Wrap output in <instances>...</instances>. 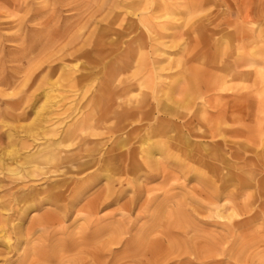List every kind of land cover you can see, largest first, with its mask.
<instances>
[{"label": "rangeland", "instance_id": "rangeland-1", "mask_svg": "<svg viewBox=\"0 0 264 264\" xmlns=\"http://www.w3.org/2000/svg\"><path fill=\"white\" fill-rule=\"evenodd\" d=\"M128 1L0 0V121L8 116L7 112L24 113L25 118L13 122L11 131L15 142L25 136L16 126L34 118V110L43 100V89L58 79L62 66L67 64L75 74L88 75L77 87L85 95L73 100L77 110L91 95L99 94L106 75L110 90L126 88L116 99L118 103L144 101V109L152 110L156 103L151 87L138 83L146 79L159 81L157 98L174 109L173 114H165L170 119L167 135L188 133L183 123L189 121L188 148L193 152L189 155L177 140H172L168 151L172 157L162 156L158 166H148L133 150H138L148 131L146 126L152 121H139L135 116L125 122L120 118L107 120V98L97 101L87 130L90 143L82 147L107 151L109 167L116 168L107 169L110 190L105 206L99 205L93 221H85L82 206L99 195L105 182L102 178L93 179L86 189L76 188L75 196L67 191V197L58 201H43L23 220L28 224L30 218L44 211L55 213V233L46 240L41 228L33 226L23 230L25 242L50 247L56 239L74 237L87 227L85 243L77 250H61L39 259L37 264H52L51 259H60L62 264H84L91 260L88 252L102 244L105 247L99 251L98 264H264V79L256 75V68L264 70V0H167L172 9L185 14L171 17L174 29L166 31L157 26L155 30L162 37L148 33L137 22L138 13L151 8L145 6L134 12L125 7ZM162 21L166 19L157 20ZM132 38H137L139 53L134 52L129 66H115ZM102 56L105 58L99 61ZM178 59L180 65L175 64ZM251 61L257 64L252 66ZM173 80L180 81L179 88L189 83L214 84L215 94L220 97L213 100L217 108L210 110L223 108L233 117L209 124L192 104L167 101L160 87ZM65 84L61 81L58 90H67ZM85 88H89L87 93ZM3 101L16 105L20 101L19 108ZM114 108L121 110L116 105ZM74 116L71 109L63 113L57 132ZM126 124L140 129L130 133V125L121 129ZM7 130L0 124L1 150L7 142ZM80 146L75 142L63 148L61 154L69 157ZM211 150L215 152L212 158L198 162V156L208 155ZM49 168L55 167L50 164ZM86 171L69 172L63 177L69 181ZM93 171L103 173L96 167ZM233 173L244 177V181L230 180ZM56 176L52 174L50 179L35 184L39 188L56 178L64 179ZM104 194L102 191L101 197ZM70 202L73 205L62 209ZM212 202L225 203L224 212L234 207L237 215L231 221L216 218ZM0 215L6 217L8 212L0 209ZM12 215L18 222L20 213ZM16 236L12 234L14 246ZM154 242L158 243L156 247ZM0 250H5L0 264L21 263L23 250L19 254L7 252L1 240Z\"/></svg>", "mask_w": 264, "mask_h": 264}, {"label": "bare ground", "instance_id": "bare-ground-1", "mask_svg": "<svg viewBox=\"0 0 264 264\" xmlns=\"http://www.w3.org/2000/svg\"><path fill=\"white\" fill-rule=\"evenodd\" d=\"M145 6H149L148 8L151 9L149 12L140 11L138 15L135 13L137 15V22L142 24L148 33L156 34L158 37H162L163 35L155 30L156 27L160 26L162 30L166 31L174 29V21L171 17L177 13L180 15L182 13L179 10L172 9L171 4L167 3V0H129L126 2L125 7L132 9L135 12L141 10ZM161 18L166 19V21H162L161 23L157 22V20ZM107 28V30H109V27ZM105 29L106 28L103 30ZM97 41L101 40L97 39ZM136 44L137 38H132L128 42V46L121 51L119 62H116L115 66L123 67L130 65L134 59L132 57L134 52L139 53L137 51L138 45ZM157 49L158 48L155 47V50ZM113 51L115 50H111V52ZM85 55L88 56L89 53L86 52ZM104 58L105 57L102 56L99 61H102ZM138 61H140L139 63L141 65V60L138 59ZM175 64L180 65L181 61L178 59L175 61ZM249 64L254 66L257 63L251 61ZM256 69L257 77L263 80L264 70L262 68ZM87 77L88 75L84 73L80 75L75 74L67 64H64L61 68V74L58 76V79L54 81L51 86L49 85L43 89V100L34 110V118L28 123H21L16 126V129H20L21 132L25 134V136H20L17 142L13 139L11 126L13 125V122L24 119V113L7 112L8 116H4L0 121V124L6 126L8 129L6 131L7 142L2 147V150L0 149V209L8 212L6 217L0 215V232H2V239L0 238V240L3 242L4 248L8 250L7 252L13 250L19 254V252L23 250L20 264H37L39 259H46L49 255H56L64 249H68V251L77 250L79 246L85 243L87 227L82 228L78 233L74 234V237L68 236L67 239H56L54 245L50 247L25 242L26 237L23 230L33 228V226L41 228L42 233L46 234V240L52 238L55 233L53 232L54 225L58 223V216L55 213L44 211L37 217L30 218L28 224L25 221L26 219L23 220L27 213L31 210L37 209L43 201H58L62 197L65 198L66 195L64 194L67 191L69 194L72 193V196H75L78 194L76 188L86 189L93 179L102 178L105 182L101 187L99 195L87 200L82 206V210L85 212V221H93L92 217L96 213V209L99 208V205L101 204L105 206L107 189L110 190V184L107 185V169L115 170L116 168L109 167L111 160L107 159V151L96 152V149L93 147H82L85 144L90 143V140L88 139L91 134L88 135L87 130L93 122V117L90 114L97 101L107 98V120L110 118H120L121 121L125 122L130 117L135 116L139 121L144 118L149 122L152 121V123H149L146 126L148 127V131H145L143 139L140 140L139 147L137 148L138 150H133L134 152L137 151V158L141 159L148 166H158V164L161 163L160 157L162 156L167 158L172 157L168 152L172 146V140H177L189 155L193 152L191 148H188L190 145L189 134L191 131V128L189 129V121L183 123V126L188 129V133L180 132L177 137L167 135V132L170 129L166 126V123L170 119H167L165 114H173L174 109L168 106V104L160 102L157 98L156 93L159 92V89L157 90L156 87L160 86L159 81L155 82V80L146 79L138 83L139 86L145 85L151 87L153 93L152 97L156 103L153 104L154 108H152V110L144 109L146 107L144 101H137L135 104H130V102L126 101H124L125 103H118L116 99L123 96L122 93L125 92L126 88L119 91L110 90L107 84V75L98 90L99 94L94 93L91 95L86 100L81 110H77L73 100H76V98L82 99L85 96H83L81 92H78L79 88L77 87L82 85V83L88 79ZM61 81H66L65 86H62L64 88L68 87L67 90H58ZM179 84V80H173L167 82L165 85L164 83L161 85L160 91L167 101H171L174 104L180 103L181 101L186 102V104L189 105L192 104V106H195L201 115L204 116L209 124L216 119L220 121L219 119H222L223 117L225 119H231L233 117L230 113L226 114L223 108L216 109L215 111L210 110L217 108V104L213 103V100H217L220 97L215 94L216 86L214 84L209 85L203 83L194 86L189 83L183 88H179ZM84 87L85 86L81 89ZM222 88L225 89L224 86H222ZM88 90L89 88H85L86 93ZM3 103L12 108L13 106L19 108L17 106L20 104V101L17 102V105L11 101H3ZM114 105L121 107V110L114 108ZM69 109L75 112L73 120L67 124L62 131L57 132V125L61 123L60 116ZM159 112H162L164 115H156V113ZM105 115L106 111L101 119H104ZM128 125L130 124H126L121 129L126 128ZM129 129L130 133H132L139 130L140 127L131 124ZM209 133H212V131L209 130ZM29 137H31L30 140L27 139ZM75 142H80L81 144V146L77 148V152L69 157L62 156L61 153L63 148L70 147ZM214 154L215 152L211 150L208 155H200L197 158L198 162L206 163L204 158H212ZM130 157L132 159L133 154H130ZM50 164L55 168L50 169ZM232 165L236 167L235 163ZM107 166L109 168H107ZM95 167L103 170V173L94 174L93 170ZM209 167L214 171L219 170V168H216L215 166ZM85 170H87L86 173H83L80 177L69 178V181L65 180L66 177H63L67 173L69 174V172L76 171L79 173L83 171L85 172ZM51 173L53 175L58 174L56 177L60 176L64 179L56 178L51 180V182L47 183L45 186L37 188L35 182L50 179V175H52ZM229 177L230 180L236 178V181H244V177H240L238 174L233 173ZM68 182L74 183V185L69 187ZM127 182L128 184H131V181ZM102 191H105L104 197H101L100 195ZM44 193L46 194L42 195ZM71 205H73L72 202H70V204L66 203L63 205L62 209H67ZM210 205L213 206L211 208L212 215L216 218L231 221L237 215L234 207H228L229 211L224 212L222 209L225 203L218 204L212 202ZM179 212L180 211H177L176 213L179 214ZM14 213H20L21 216L16 223L12 218V214ZM12 234L17 235L16 239L18 240L15 246ZM142 237H145V233L142 234ZM154 243L156 244L152 245L153 247H156L158 243ZM92 246L94 247V244ZM104 247L105 244H102L100 247L96 246L95 251L88 252L89 255L87 256H91V260L84 264H98V259L100 257L99 251H101L102 248L104 249ZM4 251L0 250V255H2ZM51 260L49 262L52 264L63 263L60 259L55 261ZM73 261L82 263L81 259H74ZM11 264H15V262Z\"/></svg>", "mask_w": 264, "mask_h": 264}]
</instances>
